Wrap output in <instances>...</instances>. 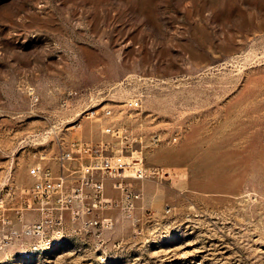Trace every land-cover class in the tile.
<instances>
[{
	"label": "rangeland",
	"instance_id": "rangeland-1",
	"mask_svg": "<svg viewBox=\"0 0 264 264\" xmlns=\"http://www.w3.org/2000/svg\"><path fill=\"white\" fill-rule=\"evenodd\" d=\"M106 108L138 198L113 176L111 229L68 221L52 255L0 264H264V0H0V187L106 137Z\"/></svg>",
	"mask_w": 264,
	"mask_h": 264
},
{
	"label": "built area",
	"instance_id": "built-area-1",
	"mask_svg": "<svg viewBox=\"0 0 264 264\" xmlns=\"http://www.w3.org/2000/svg\"><path fill=\"white\" fill-rule=\"evenodd\" d=\"M125 106L139 109L142 98H131ZM97 112L94 110L88 115ZM101 118L107 121L102 128L106 137L59 139L55 156L42 155L30 165L31 184L0 187V251L13 244L29 248L49 244L54 237L68 234V221L101 231L111 229L113 219L105 213L113 209V197L106 195V184L113 176L120 178L118 188L133 205L138 195L126 187L124 179L146 176L142 157L130 160L115 152L113 136L121 138L126 129L113 125L111 108L104 109ZM28 214L35 215L36 219L29 220Z\"/></svg>",
	"mask_w": 264,
	"mask_h": 264
},
{
	"label": "bare ground",
	"instance_id": "bare-ground-1",
	"mask_svg": "<svg viewBox=\"0 0 264 264\" xmlns=\"http://www.w3.org/2000/svg\"><path fill=\"white\" fill-rule=\"evenodd\" d=\"M67 234L64 236H57L54 237L53 240H51V242L49 244H44L41 246H38L37 248H29L30 253H36L37 256L38 255H52V253L55 251L56 247L60 244H62L63 240H65L67 238ZM23 252V251H22ZM21 252V253H22ZM45 259V258H44Z\"/></svg>",
	"mask_w": 264,
	"mask_h": 264
}]
</instances>
